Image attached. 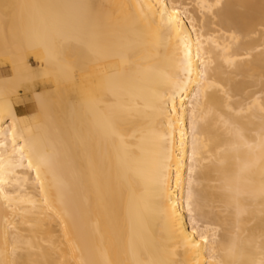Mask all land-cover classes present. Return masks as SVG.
Segmentation results:
<instances>
[{"label":"bare ground","instance_id":"obj_1","mask_svg":"<svg viewBox=\"0 0 264 264\" xmlns=\"http://www.w3.org/2000/svg\"><path fill=\"white\" fill-rule=\"evenodd\" d=\"M0 264H264V0H0Z\"/></svg>","mask_w":264,"mask_h":264},{"label":"rangeland","instance_id":"obj_2","mask_svg":"<svg viewBox=\"0 0 264 264\" xmlns=\"http://www.w3.org/2000/svg\"><path fill=\"white\" fill-rule=\"evenodd\" d=\"M31 63H33V61H31Z\"/></svg>","mask_w":264,"mask_h":264}]
</instances>
